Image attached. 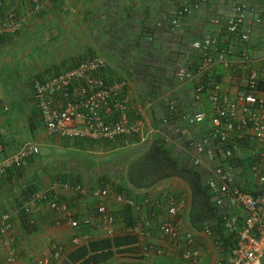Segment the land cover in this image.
<instances>
[{"label": "crops", "instance_id": "0c3cea01", "mask_svg": "<svg viewBox=\"0 0 264 264\" xmlns=\"http://www.w3.org/2000/svg\"><path fill=\"white\" fill-rule=\"evenodd\" d=\"M184 1L45 0L41 13L31 16L26 12L31 0H4L0 21L8 11L24 18L21 30L0 36V70L8 73L6 78L15 73L19 84L45 80L86 58L102 56L108 65L99 73L109 85L125 82L117 96L129 98L133 117L147 120L143 131L148 138L91 139L49 133L38 110L41 124L35 121L33 131L38 133L34 142L40 153L8 168L0 183V227L5 214L11 225L5 235L11 243L0 244V264H9L13 256V264H230L236 241L226 230L224 215L242 214L238 206L212 204L215 212L212 209L205 217L204 209L211 206L192 204L191 184L182 175L139 188L128 174L132 162L155 141L180 166L194 169L182 163L188 156L186 139L208 134L207 122L191 126L182 115L183 132L177 141L162 128L163 95L180 97L182 114L209 108L192 98L198 78L177 90L169 80L177 66L200 59L193 41L220 33L232 11L223 0H206L173 24ZM237 1L255 5L264 16V0ZM255 18L249 22L251 40L246 44L253 56L259 55L257 43L264 37V27ZM231 58V70L216 65L208 76L236 98L246 87L250 63L239 53ZM3 110L8 111V105ZM12 154L0 143V161ZM104 190L105 195L97 193ZM171 198L176 199L177 213L169 217ZM102 204L113 216L111 232L103 227L104 216L98 210ZM166 221L179 237L163 231ZM76 236L78 243L73 241Z\"/></svg>", "mask_w": 264, "mask_h": 264}, {"label": "built area", "instance_id": "2783aa9c", "mask_svg": "<svg viewBox=\"0 0 264 264\" xmlns=\"http://www.w3.org/2000/svg\"><path fill=\"white\" fill-rule=\"evenodd\" d=\"M205 1H184L176 11L173 24ZM223 1L232 11L223 29L220 33L195 39L192 45L200 59L177 66L169 80L177 90L198 78L192 98L199 106L208 103L209 108L198 107L182 114L180 97L163 95L166 116L162 128L172 132L179 141L183 132L179 122L182 115L191 126L208 123L207 135L186 139L188 156L183 157L182 163L201 174L212 204H232L241 209L242 214L224 215L226 230L236 241L230 264H264V91H261L264 86V37L257 43L259 55L253 56L246 49L251 40L248 27L251 17H256L264 27V16L259 15L255 5L237 0ZM3 2L0 0V6ZM43 2L45 0H31L27 14H40ZM23 26L24 18L8 11L0 21V36L16 33ZM238 53L250 65L246 87L232 98L220 82L209 78L208 70L216 65L222 70H231V57ZM107 65L104 57L94 55L52 78L33 82V98L49 133L91 139H114L121 135H138L141 141L148 138L143 131L147 120L143 116L133 117L129 98L117 96L125 82L109 85L99 73ZM146 104L150 106L152 101ZM40 149L35 142H25L16 153L0 161V183L8 168L24 164L26 158L39 154ZM237 158L247 159V162L236 164ZM97 193L105 195L107 191ZM170 204L169 217L177 213L176 199L171 198ZM98 210L104 216L103 227L111 232L113 216L107 213L104 204ZM3 221L0 244H10L11 240L5 236L11 226L8 214L3 216ZM70 222L78 226L76 220L70 219ZM163 231L173 237L180 236L170 221L165 222ZM207 232L211 234L212 230L208 228ZM79 239L76 236L74 243ZM189 241L193 242L191 236ZM13 257L9 258V264H13Z\"/></svg>", "mask_w": 264, "mask_h": 264}, {"label": "rangeland", "instance_id": "374dc122", "mask_svg": "<svg viewBox=\"0 0 264 264\" xmlns=\"http://www.w3.org/2000/svg\"><path fill=\"white\" fill-rule=\"evenodd\" d=\"M17 46L19 47L20 44ZM9 70L14 72L12 68ZM7 74L0 70V79L9 107V110L5 111L0 105V143L6 144L8 152L15 153L22 143L35 141L38 133L33 131L34 122L37 121L38 125L41 123L39 122V109L32 94L34 81L29 80L19 84L20 77L17 74H12L10 79L6 78L5 75ZM3 121L4 125L2 124ZM180 177H183L187 183H191L188 177ZM190 187L192 204H198L200 197L195 196L193 187Z\"/></svg>", "mask_w": 264, "mask_h": 264}, {"label": "trees", "instance_id": "16d2710c", "mask_svg": "<svg viewBox=\"0 0 264 264\" xmlns=\"http://www.w3.org/2000/svg\"><path fill=\"white\" fill-rule=\"evenodd\" d=\"M2 39V37H0ZM171 87L173 86L171 82ZM140 158L134 160L129 168V179L131 183L139 188H145L157 183L159 180L174 175H182L189 178L191 186L194 189L195 196L200 197L198 204H209L211 207L204 209L205 217L210 210L215 208L212 206L206 187L202 184L201 174L197 170L179 165L173 159L168 151L156 143ZM161 144V143H160ZM236 164H244L247 159L237 158ZM245 166V165H243ZM197 204V203H196Z\"/></svg>", "mask_w": 264, "mask_h": 264}, {"label": "water", "instance_id": "95a60500", "mask_svg": "<svg viewBox=\"0 0 264 264\" xmlns=\"http://www.w3.org/2000/svg\"><path fill=\"white\" fill-rule=\"evenodd\" d=\"M0 105H7V100L2 87L1 80H0Z\"/></svg>", "mask_w": 264, "mask_h": 264}, {"label": "clouds", "instance_id": "9594fccd", "mask_svg": "<svg viewBox=\"0 0 264 264\" xmlns=\"http://www.w3.org/2000/svg\"><path fill=\"white\" fill-rule=\"evenodd\" d=\"M0 80H1V79H0ZM2 87H3V86H2ZM262 88H264V86H263ZM3 90H4V89H3ZM6 100H7V99H6ZM7 105H8V102H7ZM7 105H1V106H7ZM24 143H25V142H24ZM22 144H23V143H22ZM22 144H21V145H22ZM20 147H21V146H20ZM20 147H19V148H20ZM19 148H18V150H19ZM18 150H17V151H18ZM17 151H16V152H17ZM16 152H15V153H16Z\"/></svg>", "mask_w": 264, "mask_h": 264}]
</instances>
